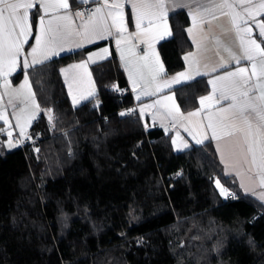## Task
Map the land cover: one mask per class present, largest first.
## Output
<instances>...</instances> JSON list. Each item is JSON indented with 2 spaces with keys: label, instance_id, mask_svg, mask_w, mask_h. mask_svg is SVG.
Returning a JSON list of instances; mask_svg holds the SVG:
<instances>
[{
  "label": "trees",
  "instance_id": "1",
  "mask_svg": "<svg viewBox=\"0 0 264 264\" xmlns=\"http://www.w3.org/2000/svg\"><path fill=\"white\" fill-rule=\"evenodd\" d=\"M168 20L157 49L171 74L191 43L187 14ZM85 52L26 72L40 108L29 134L41 138L34 151L0 152V264H264V205L224 173L211 142L175 152L169 133L121 115L132 99L116 93L127 82L114 50L91 66L95 96L71 105L59 68ZM208 90L197 79L173 92L187 112Z\"/></svg>",
  "mask_w": 264,
  "mask_h": 264
},
{
  "label": "crops",
  "instance_id": "2",
  "mask_svg": "<svg viewBox=\"0 0 264 264\" xmlns=\"http://www.w3.org/2000/svg\"><path fill=\"white\" fill-rule=\"evenodd\" d=\"M100 1L103 2V0H89V3H99ZM111 2L112 0H109V3ZM117 2L124 3L123 12L127 31H117V28L112 24V18L108 17L107 15L108 9L105 8L103 10V14L111 35L105 39H96L92 42L85 41L82 47H76V44L80 43L84 37L73 34L71 37H69V42L71 44L70 50L63 51L59 55L52 56L50 59L43 62L45 63L49 60L75 51L86 50L83 59L62 65L59 68V74L65 86L71 105L73 107H77L95 96L96 85L91 74V66L106 60L110 56L111 51L114 50L121 68L124 71L127 86L130 89L132 98L137 102L138 116L144 123L145 127L148 129L160 128L163 130V132L169 133L171 136V144L175 152H182L193 146L211 142L215 149L217 158L223 167L224 173L227 176H234L236 178L240 191L243 195L252 196L264 205V200L259 198L260 194L264 193V187H261L259 184V177L256 175L257 170L252 169L250 171L249 165L243 163L240 153V145L243 144L245 133L237 131L234 136H224L223 132L229 131L231 129H221L216 125L217 120L225 115L219 110L221 108H227L230 103L228 100H221L219 102L217 101V98L220 96L219 89L225 82L217 81L216 87L218 90L215 93L213 92V85L209 83V81L215 80L217 77L224 75L228 71H235L238 67H248V75H251V62L247 60H241L240 64L237 65L235 61L230 59L228 53L224 51V47L218 48L213 39V37H219L225 46L230 47L237 55H241L242 50L240 48L239 36H243L245 40H247L248 37L246 34L241 32L238 36L236 30L230 23L229 17L227 15H221V11L226 12L228 11L227 9L217 10L215 14L218 16V19L213 20L211 26L208 24H197V26H193L187 9L176 8L172 10L170 8L168 18L173 13L179 11H184L187 14L189 24L186 27V34L191 43V48L183 54L184 67L177 72L166 74L157 46L160 42L169 39L171 35H164L163 38H157L163 31V25H161L159 28L153 27L150 33L136 35L137 30L133 21L131 6L127 3V0H117ZM202 2L208 3V0H202ZM215 2L219 3L221 0H215ZM260 2L261 0H253V4H258ZM69 4L70 8L67 10V13L72 17L73 26L79 29V26L84 23L87 18L75 17L74 14L75 9L83 4L80 3V0H69ZM236 10L241 11L239 6H237ZM113 11H118V9H113ZM33 12H35L36 15L34 23L32 21ZM62 15H65L64 9H60L58 11L52 10L48 13V15H45L43 10L39 9V5H37L36 8L29 10V22L32 26L31 35L28 37V42L23 45L24 55L18 58L16 70L8 73L6 76L0 74V98L4 99L3 91L4 87L7 85H11L13 88L19 89L20 83L25 80V76H27L26 72L33 68L29 67L25 69L23 67V61L27 59L31 63L33 59V57L27 55V53L31 51V47L36 46L35 37L40 34L39 17L44 16V19L47 22L54 16ZM244 16L246 19H248V26L252 28V38L256 39L257 43H261V47H264V42H262L264 41V38L259 37V29L256 26V23L264 22V11H261L258 15H256L255 22L253 19L247 17V13H244ZM168 18L167 26L171 32ZM65 23H67V21L53 20V26ZM45 27H47V24ZM243 27L244 25L241 23V28ZM189 28H192L191 35H189L187 31ZM17 31L19 30L17 29ZM206 36L208 37L207 39H205ZM117 39H120L121 41L119 45L116 43ZM193 39H195L197 43L200 44L199 48L197 47V43H193ZM105 48L108 49L107 53L103 51ZM217 48L219 50V55L216 54ZM90 56L92 57L91 60H89ZM186 56L189 57L188 60H185ZM221 57H223L224 60L228 62L227 68L219 67ZM37 58H39V56ZM259 59L260 57H257V60ZM196 60H199V64L195 63ZM81 63H84L86 67H72L73 65H78ZM41 64H37L35 66ZM160 64L163 65L164 70L163 72L159 73V75H156ZM214 67L216 68V71H212V68ZM65 69L68 71L63 72L62 70ZM4 71L7 72V68H5ZM197 71H199L200 74H197ZM19 73H21L20 79L17 83H14L12 77L18 75ZM180 73H186L190 75L192 79H181L179 83H173L171 87H163L161 91L156 90L158 85L163 86L166 81L171 80ZM154 76L155 79H153ZM27 79L29 81L28 76ZM197 79H204L209 87V90L207 93L201 95L198 98L196 108L184 112L177 103L173 89L183 84L191 83ZM133 83L136 85L135 91L133 90ZM255 83L256 77H252L247 87L253 88V91L250 93V95L258 96L259 90L254 87ZM69 85H71V93L69 90ZM145 92H152L154 94L145 95L143 94ZM138 95L140 96L139 99H137ZM168 96H171L172 99H165V97ZM204 97H212V99H205L202 105L201 98ZM74 98L76 101L75 103ZM240 100L243 101L244 98L240 97ZM96 102L97 100L94 103ZM257 103L259 104L260 101H257ZM146 105H152V107H145ZM176 107L179 108L178 112ZM142 108L144 109L143 113H141ZM190 112H197L199 114L195 116H189L188 113ZM39 113L40 112L37 114ZM209 117H211L213 125L216 126L217 135L222 137L219 140L212 138L213 129L208 127ZM35 119L33 116H28L27 118H24L23 121H21V125L17 130L19 131V134L11 138V144L14 145V139L16 138L26 139L30 137L29 128L35 122ZM252 122L254 125L259 123L254 115L252 117ZM225 123H227V121H225ZM237 123L241 128L246 127L239 121H237ZM21 128H23V132L21 131ZM3 140H6V136L3 134V127L2 123L0 122V152H7L15 148V146L9 147L5 145ZM197 140H202V143H197ZM236 141H239L240 144H237ZM185 144H187V147H184ZM218 145L221 151L217 150ZM244 147L246 148V145H244ZM229 149L233 155H229ZM222 154L224 157L223 160ZM248 159L251 160V156H248ZM237 161L240 162L237 163ZM242 183L244 185L243 187L241 186ZM246 189L248 190L246 191Z\"/></svg>",
  "mask_w": 264,
  "mask_h": 264
},
{
  "label": "snow or ice",
  "instance_id": "3",
  "mask_svg": "<svg viewBox=\"0 0 264 264\" xmlns=\"http://www.w3.org/2000/svg\"><path fill=\"white\" fill-rule=\"evenodd\" d=\"M80 3L88 4L89 0H80ZM127 3L132 9L133 21L137 30L136 35L150 33L153 27L159 28L161 25H163V31L157 38L171 35L167 26L170 8L172 10L176 8L187 9L193 26H197V24H208L211 26L212 21L218 19V16L215 14L217 10L227 9L228 11L226 12L221 11V15L229 17L230 23L238 36L241 32L246 34L247 40L243 36H239L240 48L242 50L241 55H237L230 47L225 46L219 37H213V39L218 48L224 47V51L228 53L230 59L235 61L237 65L240 64L241 60L251 62V75H248V67H238L235 71H228L215 80L209 81V83L213 85V92L215 93L218 90L216 87L217 81L225 82L219 89L220 96L217 98V101L228 100L230 103L227 108L219 110L225 115L217 120L216 125L221 129H231L224 131V136H234L237 131L245 133L243 144L240 145L243 163L249 165L250 171L252 169L257 170L256 175L259 177V184L261 187H264V47H261V43H257V40L252 38V28L248 26V19L244 16V13H247V17L253 19L255 22L256 15L264 11V0H261L258 4H253V0H231V2L230 0H221L219 3H216L215 0H208V3H204L202 0H127ZM37 5H39V9L43 10L45 15H48L52 10L58 11L60 9L65 10V15L54 16L47 22L44 16L39 17L40 34L35 37L36 46L31 47V51L27 53V55L33 57L31 63L27 59L23 61L25 69L41 64L63 51L70 50L69 37L73 34L84 37L80 43L76 44V47H82L85 41L92 42L96 39H105L111 35L103 14L105 8L108 9L107 15L112 18V24L117 28V31H127L123 12L124 3L117 2V0H112L111 3H109V0H103V5L95 8L87 20L79 26V29L73 26L72 17L67 13V10L70 8L69 0H0V74L6 76L8 73L16 70L18 58L24 55L23 45L28 42V37L31 35L32 26L29 22V10L36 8ZM237 6L240 7L241 11L236 10ZM113 9H118V11H113ZM74 15L75 17H83L84 13L76 11ZM53 20L67 21V23L53 26ZM241 23L244 25L243 28H241ZM46 24L47 27H45ZM256 26L259 29V37L264 38V22H258ZM187 31L189 35L192 34V28H189ZM207 38L206 36L205 39ZM120 42V39H117V45ZM193 43H197V41L193 39ZM197 47H200L199 43H197ZM218 48L217 55H219ZM103 51L107 53L108 49L105 48ZM38 56L39 58H37ZM257 57H260V59L257 60ZM91 59L92 57L90 56L89 60ZM188 59L189 57L186 56L185 60ZM195 63L199 64V60H196ZM72 67L85 68L86 65L81 63ZM219 67H228V62L223 57H221ZM5 68H7V72L4 71ZM163 70V65L160 64L156 75H159ZM62 71L67 72L68 70ZM212 71H216V68H212ZM197 74H200L199 71H197ZM252 77H256L254 87L259 90L258 96L250 95L253 88L247 87ZM153 79H155V76ZM181 79H192V77L186 73H180L171 80L166 81L163 86L158 85L156 90L161 91L163 87H171L173 83H179ZM27 84L28 79L25 76L24 84L21 87H25ZM135 87L136 85L133 83L134 91ZM69 90L71 93V85H69ZM143 94L153 95L154 93L145 92ZM240 97H243L244 100L241 101ZM139 98L140 96L138 95L137 99ZM165 99H172V97L168 96ZM205 99H212V97L201 98L202 105ZM257 101H260V103L258 104ZM145 107H152V105H146ZM176 110L178 112L179 108L176 107ZM143 111L144 109L142 108L141 113ZM198 114L197 112L188 113L189 116ZM121 115H124V113H121ZM253 115L259 121L256 125L252 122ZM0 119L5 124H8V120L5 118L3 112H0ZM208 119V127L213 129L212 138L216 140L221 139L222 137L216 133V126L213 125L211 117ZM17 120L19 121V117H17ZM237 121L246 127L241 128ZM17 126L19 127V124ZM21 131L23 132V128H21ZM8 135L11 136V133L9 132ZM196 142L202 143V140H197ZM236 143L240 144L239 141H236ZM244 145H246V148ZM10 146L14 147L15 145L10 142ZM184 147H187V144ZM217 150L221 151L219 145L217 146ZM229 155H233L230 149ZM248 156H251V160L248 159ZM239 162L237 161V163ZM217 186H220L219 181H217ZM241 186H244L243 183ZM225 191V189L221 188L222 194ZM259 198L264 200V193H261Z\"/></svg>",
  "mask_w": 264,
  "mask_h": 264
},
{
  "label": "rangeland",
  "instance_id": "4",
  "mask_svg": "<svg viewBox=\"0 0 264 264\" xmlns=\"http://www.w3.org/2000/svg\"><path fill=\"white\" fill-rule=\"evenodd\" d=\"M24 81L25 80L20 83L19 89L13 88L11 85L4 87V99L0 98V112H3L5 118L8 120V124H5L4 121L0 119L3 127V134L6 136V140H3V143L9 147L10 142L12 143L11 138L19 134V131H17L19 127L17 128V125L19 124L20 126V123L24 118H27L28 116L31 117L33 114H35L33 116L35 119L36 114L40 112V108L37 107L38 104L36 98L29 84L30 82L28 81V84L25 87H21V85L24 84ZM17 117H19V121L17 120ZM9 132L11 133V136L8 135ZM215 185L221 193V188L224 189V187H222L220 183V186L218 187L217 181L215 182ZM225 194L226 191L222 195L224 196Z\"/></svg>",
  "mask_w": 264,
  "mask_h": 264
},
{
  "label": "built area",
  "instance_id": "5",
  "mask_svg": "<svg viewBox=\"0 0 264 264\" xmlns=\"http://www.w3.org/2000/svg\"><path fill=\"white\" fill-rule=\"evenodd\" d=\"M103 5V2L100 1L99 3L97 2H91L88 4H83L78 6L75 9L76 11H81L84 13V18H88V16L95 10V8L100 7ZM116 93H119L121 95L124 94H130L132 102L130 104V106L126 109H123V113L127 116H132L135 115L137 113V102L132 98L131 92L129 87L126 85L125 87H123L120 90H116ZM99 105V102L97 101L96 103L93 104V106L95 108H97ZM40 119V115L37 114L36 119H35V123L37 122V120ZM45 124L47 125V127L51 126V122L50 120L47 118L45 119ZM41 138V130H37L36 134L34 136L28 137L26 139H20V138H16L14 139V145L16 149H20L23 151H34L36 149V146L39 142V139ZM224 198L227 200H235L238 198L237 194L232 192V191H227L226 194L224 195Z\"/></svg>",
  "mask_w": 264,
  "mask_h": 264
}]
</instances>
